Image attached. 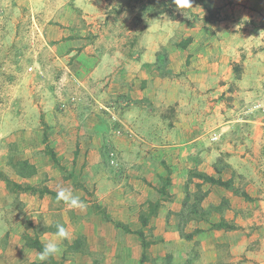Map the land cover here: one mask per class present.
<instances>
[{"label": "crops", "instance_id": "0c3cea01", "mask_svg": "<svg viewBox=\"0 0 264 264\" xmlns=\"http://www.w3.org/2000/svg\"><path fill=\"white\" fill-rule=\"evenodd\" d=\"M164 1L173 10L180 8L174 0ZM144 4L150 15L136 45L127 40L137 25L124 22L119 44L94 51L103 36L98 42L89 36L102 32L100 18L107 15L101 9L120 5L124 13L133 9L137 16ZM154 4L76 1L73 13L82 20L67 26L56 48L74 58L83 89L71 120L62 121L57 131L58 168L30 180L42 189L32 198V210L39 211L44 227L42 245L54 238L59 223L70 233L61 252L65 241H81L76 251L71 247L85 252L79 264H264V180L255 171L252 181L243 179L251 173L236 166L234 157L243 146L237 149L232 133L224 134L231 121L211 124L186 117L198 109L188 98L224 93L221 82L232 79L226 70L245 51L252 66L246 79L255 96L264 80V72H258L264 48L250 54L255 40L246 43L249 34L240 27L252 19L256 30L264 28V0H191L180 19H172L169 11L153 14ZM109 20L113 30L118 21ZM179 27V34L191 39L186 51H176L168 37ZM160 51L169 54V69L186 66V74L162 77ZM176 55L186 61H177ZM172 107L174 122L167 112ZM253 138L247 142L254 145ZM220 159L227 164L218 167ZM61 188L78 195L86 208L57 201Z\"/></svg>", "mask_w": 264, "mask_h": 264}, {"label": "rangeland", "instance_id": "374dc122", "mask_svg": "<svg viewBox=\"0 0 264 264\" xmlns=\"http://www.w3.org/2000/svg\"><path fill=\"white\" fill-rule=\"evenodd\" d=\"M76 1L0 0V264H79L85 257V252L71 250L73 247L76 251L81 241L72 245L65 241L63 252L45 262L37 260L40 251L31 247L34 242H39L43 249L40 231H44V227L42 229L39 211L34 213L32 210V198L37 196L36 191L42 190L41 185L30 180L38 173L46 175V170L58 168L54 155L57 131L62 121L71 120L72 106L83 89L77 79L74 58L64 56L65 50L56 48L64 39L67 26L77 25L78 20H82L79 13H73L78 9ZM154 1L153 14L169 11L172 19H180L186 13V6L180 5L178 10H173L164 0ZM116 6L101 9V14L107 15L100 18L102 32L89 36L97 42L100 35L103 36L94 50L96 53L105 50L106 46L110 48V44L120 43L121 23L137 25L128 37V45H136L145 35L150 7L144 4L135 16L133 9L124 13L120 5ZM111 16L118 21L113 30L109 26ZM252 23L254 21L248 19L240 30L249 34L246 43L252 44L250 42L255 40V45L248 51L250 54L255 51L256 55L264 48V28L256 30ZM87 26L89 30L92 24ZM180 32V27L175 28L168 37L174 40L176 51H186L191 39ZM160 36L158 34L159 42ZM175 57L177 61L186 59L179 55ZM248 59L245 51L239 62H232L227 68L232 79L221 82L222 95L188 98L186 102L198 109L187 112L186 117H192L194 121L205 119L211 124L231 121V129L225 130L224 134L232 133L237 149L239 144L243 146L234 156L238 158L236 166L251 173L243 179L252 181L254 173L264 180V80L259 82L255 96L252 95L251 82L246 79L247 73L252 72ZM259 62L258 72L263 73L264 59L260 57ZM169 63V54L160 51L158 67L162 77L178 78L186 74V66L169 69ZM167 112L172 122L178 120L175 108ZM249 138L255 140L254 145L247 142ZM226 164L220 159L218 167ZM147 259L144 256V261Z\"/></svg>", "mask_w": 264, "mask_h": 264}, {"label": "clouds", "instance_id": "9594fccd", "mask_svg": "<svg viewBox=\"0 0 264 264\" xmlns=\"http://www.w3.org/2000/svg\"><path fill=\"white\" fill-rule=\"evenodd\" d=\"M174 2L177 6H192L191 0H174ZM56 199L57 201H63L70 208L80 210H84L86 208L85 203L80 199V197L68 188L59 189L57 191ZM55 227L56 232L54 238L43 243V249L38 253L37 258L41 262L48 261L50 258L57 256L61 252V243L70 235L69 230L63 224L57 223Z\"/></svg>", "mask_w": 264, "mask_h": 264}, {"label": "trees", "instance_id": "16d2710c", "mask_svg": "<svg viewBox=\"0 0 264 264\" xmlns=\"http://www.w3.org/2000/svg\"><path fill=\"white\" fill-rule=\"evenodd\" d=\"M208 179H210V178H208ZM211 181L214 182V183H216V184H218V185H220V186H225V185H226V184H225L224 182H222L221 180L216 181V180L212 179ZM31 247H32V248H36V249L39 250V251L42 250V246L40 245L39 242H34L33 244H31Z\"/></svg>", "mask_w": 264, "mask_h": 264}, {"label": "built area", "instance_id": "2783aa9c", "mask_svg": "<svg viewBox=\"0 0 264 264\" xmlns=\"http://www.w3.org/2000/svg\"><path fill=\"white\" fill-rule=\"evenodd\" d=\"M214 139H216V138H214ZM110 157H111L112 164L114 166H118V160L116 159L117 158L116 154L115 153H111Z\"/></svg>", "mask_w": 264, "mask_h": 264}]
</instances>
